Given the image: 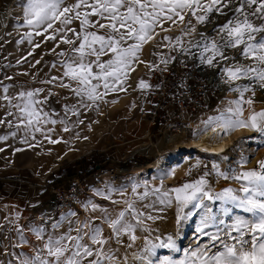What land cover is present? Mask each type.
Here are the masks:
<instances>
[{
    "label": "snow or ice",
    "instance_id": "1",
    "mask_svg": "<svg viewBox=\"0 0 264 264\" xmlns=\"http://www.w3.org/2000/svg\"><path fill=\"white\" fill-rule=\"evenodd\" d=\"M22 8L23 23L33 29L35 35L50 33L45 39L57 42L56 47L59 44L69 46L59 52H56V47L50 50L62 58L59 63L63 71L62 76H53L46 82L59 81L58 86L70 89L80 98V105L84 108L98 106V102L104 101L110 92L127 91L124 84L130 72L135 71V64H146L150 70L158 69V64L141 60L140 53L159 32L178 29L180 35L162 37L167 42L164 46L181 55L191 56L199 66L216 70L228 90L237 93L236 99L228 100L225 107L217 109L218 115L203 121L200 134L211 130L223 139L237 129L248 130L257 136L247 139L259 140L260 146L264 147V109L256 111L253 107L256 88L264 90V0H74L71 3L69 0H24ZM214 15L227 17L224 23L213 28L219 39L210 38L206 31H198L197 28L198 25L212 23ZM74 23H78V28L73 27ZM166 23L169 25L167 28L164 27ZM26 35L31 44L33 32ZM229 49L235 55L229 56L226 51ZM106 56L109 57L107 60L102 59ZM241 58L246 62L242 63ZM175 60V56H167L162 57L160 63L167 66ZM39 63L37 60L36 64ZM51 66L55 68L57 64L54 62ZM6 79L11 80L12 77ZM241 80L248 83L238 84ZM137 87L144 90L150 85L141 79ZM0 89V99L7 105L5 117H14L17 129L23 127L33 140L35 133H41L49 143L60 142L47 134L53 129L44 127L55 125L57 121L49 119V114L40 107L48 98L47 95L43 100L37 98L42 89L21 90L14 95H9V85L0 83ZM247 93L251 95L246 96ZM111 102L116 103L115 100ZM69 110L72 115H78L75 108ZM0 124L12 127L13 120L0 118ZM63 131L70 129L65 126ZM10 134L16 135L15 132ZM7 139V135L0 136V141ZM23 142L27 143V140ZM248 162L247 157H241L238 161L241 170L230 168L221 171L217 164L212 166L217 176L239 182L238 189L226 187L219 192L212 191L206 178L208 172L169 191L161 193L159 188L154 189V194H160V204L171 205L175 201L178 224L193 214L189 211L182 215L184 209L191 206L200 210L199 231L208 235L209 242L203 247L197 244L192 251L185 250L183 258L171 255L161 258L157 256V248L180 251L173 237L168 236L166 241L158 237L159 243L145 237L142 254H134L135 258L141 264L145 261L147 264H264V159L258 160L255 168L245 169ZM132 191L136 192L135 186ZM97 195L110 199V194L106 196L102 191H97ZM147 195L145 191L140 199ZM205 201L220 202L225 215L232 209L247 215L230 217L232 222L226 224L223 219H217L213 208ZM124 203L126 207L112 216L107 209L88 201L84 205L86 209L93 212L100 209L102 212L101 224L95 223L93 218L77 221L74 226L70 217L76 213L69 212L51 225L56 230L62 227L64 220H68V228L64 232H49L43 226H29L39 245L32 244L24 227L16 225L18 240L11 247L21 251L7 253L13 257L8 264H127V255L122 259L116 257L115 251L109 247L110 241L115 238L117 243H121L120 237L127 235L131 241L127 247L131 248L137 240L135 229L144 223L145 213L133 202L126 200ZM146 218L153 219L151 215ZM18 219L19 214L16 216ZM6 220L9 224L15 223L7 217ZM105 223L111 230L108 236L104 235L102 227ZM214 225L224 227H218L215 233L204 232ZM25 246L32 251H24ZM0 264L4 262L0 261Z\"/></svg>",
    "mask_w": 264,
    "mask_h": 264
},
{
    "label": "rangeland",
    "instance_id": "2",
    "mask_svg": "<svg viewBox=\"0 0 264 264\" xmlns=\"http://www.w3.org/2000/svg\"><path fill=\"white\" fill-rule=\"evenodd\" d=\"M69 2H74V0H69ZM23 3L24 0H0V14L2 16L0 19V83L10 86L9 95H14L21 90L42 89L38 99L43 100L46 95L48 98L54 96L61 106L59 112L54 113L49 109L48 98L40 107L49 114V119L57 121L55 125L47 124L44 127L45 129H53L47 134L51 139L60 142L49 143L48 140L40 136V133L34 134L35 140L31 136L25 135L26 131L23 127L19 129L15 127L14 117H5L7 105L0 99V118L13 120L12 127L7 124H0V136H8L7 140L0 141V149H3L0 151V225L3 226L0 227L2 228L0 231V261L8 264V261L13 257L7 253L21 251V249L11 247L18 240L15 231L16 225L23 226L25 235L32 244L39 245L40 242L29 231V226H43L49 232H64L68 228V220H64L62 227L56 230H53L51 225L69 212L76 213L75 216L70 217L74 226L77 221L93 218H95V223L101 224L99 218L102 216V212L100 209L95 212L91 211L90 208L86 209L84 205L88 201L99 205L102 209H107L112 216L126 207L124 203L126 200L133 202L137 209L145 213L144 223L135 229L137 240L131 248L127 247L131 243L127 235L120 237L121 243H117L115 238L110 241L109 247L115 251L116 257L122 259L125 254L127 255V264H141V261L136 259L134 254L136 256L142 254L141 250L145 245V237L155 243L160 242L158 237L165 241L168 236L173 237L180 251L172 252L167 248H157V256L161 258L168 255L174 258H183L185 250L192 251L197 244H200L201 247L207 244L209 242L208 235L199 231L202 212L189 206L184 209L182 215L189 211L193 214L186 216L178 224V206L175 201L173 200L171 205L160 204V194H154V189L159 188L161 193L169 191L198 179L205 172L209 173L206 178L212 191L219 192L226 187L238 189L240 187L239 182L231 179L224 180L217 176L212 166L217 164L221 171H227L230 168L241 170L238 161L241 157H247L249 162L244 166L245 169L255 168L257 161L264 159V147L260 146L259 140L247 138L256 137L257 133L248 130L241 133L232 132L230 147L227 152L219 156L221 159L190 148L189 145L181 146L189 148L162 156L158 154L155 148L148 152L140 151L146 142L150 144L153 142L158 146L161 140H164L163 142L174 141L165 140L162 137H158L156 140L149 139L152 130H149L147 121L142 116L140 106L137 104V100L142 95H139L134 102L128 100L125 104L119 105L118 98L122 96L123 92H110L104 101L98 102V106L92 105L84 108L80 105V98L76 97L70 89L55 90L46 81H49L53 76H62L63 69L59 63L62 58L50 51L56 47L57 42L45 39L50 33H45L44 36L35 35L34 30L23 23ZM10 8L12 9V20L10 19L11 21L7 23L3 21V18L6 20ZM226 19L227 17L214 15L212 23L198 25V31H206L210 38L219 39L213 28L217 24L224 23ZM2 23L3 25H1ZM166 25L168 24L166 23L164 27ZM73 27L78 28V23H74ZM28 32H33L31 44L26 35ZM178 32L166 35L177 36L180 35ZM163 36L160 37L159 41L162 40ZM36 44H39L40 47H35ZM68 47V45L59 44V47H56V52L67 50ZM226 51L229 56L235 55L231 49ZM29 52L32 55H28ZM150 52L152 56L150 62L158 64L156 62L160 61L162 57L173 56L176 51H172L166 46L161 49L158 44H154L150 47ZM108 58L106 56L102 59L107 60ZM37 60H40L39 64H36ZM54 62L57 64L55 68L51 66ZM241 62L245 63L246 61L241 58ZM163 66L165 65H159V67ZM151 71L145 64L138 73L131 74L130 72L125 84L129 87L131 81L138 88L139 80L143 79L148 83ZM30 72L33 76L31 80H28L24 74L29 75ZM208 72L213 77V81L215 80L213 82L214 87H209L207 92L210 103L200 116L191 121L190 124L193 129L186 134L187 136L193 134L195 122L217 113V109L221 108L220 103L224 100L237 98L235 92H232L233 97L226 94L229 91L228 86L219 79L216 70L208 68ZM6 77H12V79L8 80ZM64 82L67 83L68 81L65 79ZM237 83L243 85L248 81L241 80ZM125 84L124 86L127 87ZM49 93L51 95H48ZM250 95L251 93L246 94V96ZM253 99L255 101L253 107L256 111L264 109V90L257 87ZM113 100L116 103H112ZM128 104H133V107L129 108L130 110H128ZM73 108L78 111V115H72L69 109ZM245 112L248 115V112ZM80 121L83 122L80 123ZM65 126L70 131L64 132ZM12 132H15L16 135L12 136L10 134ZM25 139L27 143L23 142ZM29 145L34 146L29 147ZM61 148L64 149L63 152L60 151ZM16 149H21V151H16ZM93 152H99L100 155L96 154L93 160H89V165L93 161H101L102 158L109 159L102 163V167L97 163L96 171L90 176L84 179L54 176L55 173L59 174L62 166L84 155H91ZM177 155L190 156L187 160L188 170L186 169L187 171L184 172L172 171L171 176L167 177L159 168L163 165H170L169 163L175 160ZM4 159L9 162L4 163ZM142 177L144 183L141 181ZM134 186L136 187L135 193L132 191ZM75 191L79 193L75 203L63 206L64 199L71 197ZM97 191L104 192L106 196L110 194V199L97 195ZM145 191L148 192V195L140 199ZM112 201H119V203ZM68 202L70 203V200ZM205 203L213 208L217 219H223L226 224L232 222L230 217L247 215L238 209H232L228 215H225L221 210L220 202L205 201ZM17 214H19L18 220H16ZM148 215H151L153 219H147ZM6 217L15 223L9 224ZM133 223L135 222L133 221ZM102 227L104 235H110L111 230L108 225L105 223L102 224ZM218 227L224 226L214 225L204 229V232L215 233ZM24 251L30 253L32 250L25 246ZM151 259H155V257ZM144 264H147V261Z\"/></svg>",
    "mask_w": 264,
    "mask_h": 264
},
{
    "label": "built area",
    "instance_id": "3",
    "mask_svg": "<svg viewBox=\"0 0 264 264\" xmlns=\"http://www.w3.org/2000/svg\"><path fill=\"white\" fill-rule=\"evenodd\" d=\"M173 56L176 57L174 62L150 72V88L137 100L141 114L152 130L149 139L177 140L182 134H188L193 129L191 121L210 103L207 92L209 87H214V81L208 68L199 66L197 60L178 51ZM78 196L75 191L64 199L63 206L72 205Z\"/></svg>",
    "mask_w": 264,
    "mask_h": 264
},
{
    "label": "bare ground",
    "instance_id": "4",
    "mask_svg": "<svg viewBox=\"0 0 264 264\" xmlns=\"http://www.w3.org/2000/svg\"><path fill=\"white\" fill-rule=\"evenodd\" d=\"M11 13H12V9L10 8V11L8 13V16L6 17V20H5V18H3L4 19L3 21H5L7 23H8V21H11L12 20V17H11L12 14ZM19 15H21V14H19ZM1 17L2 16L0 14V19H1ZM1 25H3V23ZM167 27H169V25L165 26V28H167ZM157 31L159 32V29H157ZM177 32H178V29H174L173 31L168 32V33L159 32V35H157L153 41H149L147 44L144 45L143 50L140 53V59L145 61L146 63L150 62L151 58H152L151 52H150V47L152 45H154V44H158L160 46V48L162 49L164 47V45H166L167 42L163 41V40L159 41L160 37L162 35L175 34ZM178 34H179V32H178ZM154 61H155V59H154ZM159 62L160 61H157L156 63H159ZM144 66H145V64H139V63L135 64L134 65L135 71L131 72V74L138 73L140 70H142L144 68ZM163 67H165V66H163ZM31 74H32V72H30L29 75H27V74H24V75L26 76V79L31 80V78L33 76V74L32 75ZM134 78H135V76H134ZM59 83L60 82H53V83H49V84H51L55 88V90H60L62 87L58 86ZM214 85L215 84L213 83V86ZM125 88L127 89V91H122L123 92L122 96L118 98L119 105L125 104V102L128 101V100L134 102L135 99L137 98L135 96H137V91L139 90V88H136V85L134 83H132L130 81L129 87L127 86ZM226 94L231 95L233 97V93L230 92V91L226 92ZM228 97H230V96H228ZM228 99H226L224 101L222 100L223 102L220 103L221 108L226 106V102L228 101ZM229 100H232V99H229ZM47 102H48V105H49V109L52 112L57 113V112L60 111L61 106L56 101L54 96H50L48 98ZM132 105L133 104H128L127 105L128 106V110H130L129 108L133 107ZM218 114L219 113L217 112V113H214V114H212L210 116H214V115H218ZM210 116L208 115L206 119L198 120L197 122H195V125L193 124L195 129H194V132H193V134L191 136H187L186 134L185 135L182 134V136L180 138H178L177 140H174L172 142H168V141L163 142L164 140H161L158 146L155 145L156 143L153 144V142H151V144H150L149 142H146V143L143 144L144 146H142V148H141L142 150H140V151H147L148 152V151H150V149L152 151L155 148V150L158 151V154H160L162 156V155H165V154L178 152V151H180L182 149H185V148H189V147H181V146H184V145H189L190 148H194L197 151L204 152V153H206L207 155H209L211 157H215L217 159H221L219 156L221 154H224L225 152H227L228 148L230 147L232 132L229 133L227 136H225L223 139L217 137L216 134L213 133L211 130H208L203 135H201L200 132H199V129L204 127L203 121H206L208 119V117H210ZM245 116H247L246 112H245ZM243 131L244 130L237 129L236 131H233V132L234 133H241ZM69 147H71V146H69ZM63 150L64 149H62V148L60 149V151H62V152H63ZM188 157H190V156H188V155H186V156L177 155V158L175 160L171 161L170 163L168 162L170 165H163V166H161L159 168V170L161 172H164L167 177L171 176L172 171H178V172L187 171L188 170L187 166H189V164L187 165ZM3 161H4V163L9 162L7 159H4ZM57 161H59V160H57ZM141 181H143V183H144V178L143 177L141 178ZM1 230H2V228H0V231Z\"/></svg>",
    "mask_w": 264,
    "mask_h": 264
},
{
    "label": "trees",
    "instance_id": "5",
    "mask_svg": "<svg viewBox=\"0 0 264 264\" xmlns=\"http://www.w3.org/2000/svg\"><path fill=\"white\" fill-rule=\"evenodd\" d=\"M100 155L99 152H93L91 155H84L79 159H76L69 164L62 166L60 168L59 174L55 173V177H63V178H80L84 179L87 176H90L96 171V164H100L102 167V163L107 162L109 158H102L101 161L95 162L93 161L91 165L88 164L89 160H93L95 155ZM105 157V156H103ZM57 174V175H56Z\"/></svg>",
    "mask_w": 264,
    "mask_h": 264
},
{
    "label": "crops",
    "instance_id": "6",
    "mask_svg": "<svg viewBox=\"0 0 264 264\" xmlns=\"http://www.w3.org/2000/svg\"><path fill=\"white\" fill-rule=\"evenodd\" d=\"M158 65L161 66V63L159 62ZM148 84H149V81H148ZM139 90H140V91H139ZM139 90L137 91V96H136L137 99H138V96H139V95H142V93H145V91H146V89H144V90H142V91H141V89H139ZM137 99H136V100H137ZM136 105H137V104H136ZM50 113H51V112H50ZM25 135H26V134H25ZM40 136L44 137L41 133H40Z\"/></svg>",
    "mask_w": 264,
    "mask_h": 264
}]
</instances>
